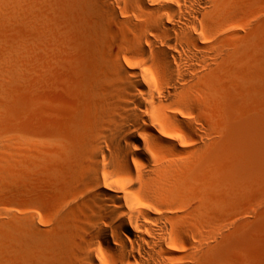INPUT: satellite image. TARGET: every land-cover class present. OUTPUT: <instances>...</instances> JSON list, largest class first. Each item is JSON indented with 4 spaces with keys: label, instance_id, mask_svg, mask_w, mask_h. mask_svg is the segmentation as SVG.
I'll return each mask as SVG.
<instances>
[{
    "label": "rangeland",
    "instance_id": "rangeland-1",
    "mask_svg": "<svg viewBox=\"0 0 264 264\" xmlns=\"http://www.w3.org/2000/svg\"><path fill=\"white\" fill-rule=\"evenodd\" d=\"M105 1L0 0V135L6 143L0 241L4 224L41 225L48 217L66 226L91 224L73 202L72 163L61 165L63 154H54L63 144L79 152L103 90L96 87L99 73L111 75L110 44L116 40L137 55L132 33L121 32L103 11ZM111 1L123 17L136 7ZM208 10L219 23L213 36L226 57L208 80V145L178 178L188 212L198 216L197 235H186L189 248L182 253L194 257L192 264H264V0H210ZM83 23L92 29L84 38L77 35ZM197 205H204L202 214ZM203 230L209 239L199 237Z\"/></svg>",
    "mask_w": 264,
    "mask_h": 264
},
{
    "label": "bare ground",
    "instance_id": "bare-ground-1",
    "mask_svg": "<svg viewBox=\"0 0 264 264\" xmlns=\"http://www.w3.org/2000/svg\"><path fill=\"white\" fill-rule=\"evenodd\" d=\"M129 1L136 7L125 11L127 17L111 0L102 3L103 11L122 25L121 32L132 33L137 55L126 54L116 40L110 44L111 75L99 73L96 87L103 90L79 152L63 144L54 154H63L59 164L72 163L78 179L73 202L91 224L66 226L50 217L41 225L4 224L0 264L194 263L182 252L198 216L188 212L178 178L208 145V80L226 51L213 36L219 23L209 16L210 0ZM91 30L83 23L77 35L84 38ZM4 141L0 135V185ZM203 210L197 205L196 211Z\"/></svg>",
    "mask_w": 264,
    "mask_h": 264
}]
</instances>
